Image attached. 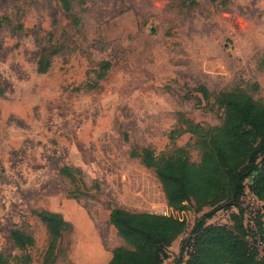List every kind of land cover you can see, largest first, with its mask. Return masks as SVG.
Instances as JSON below:
<instances>
[{
    "label": "rangeland",
    "instance_id": "374dc122",
    "mask_svg": "<svg viewBox=\"0 0 264 264\" xmlns=\"http://www.w3.org/2000/svg\"><path fill=\"white\" fill-rule=\"evenodd\" d=\"M237 86L264 100V0H69L68 8L61 0H0L6 264H104L113 247L135 250L110 224L112 208L167 209L182 220L164 255L155 240L142 239L151 249L130 264H158L157 256L159 264L176 263L195 224L228 198L229 186L215 206L196 195L172 208L155 169L130 156L131 147L156 156L178 151L198 164L207 129L225 117L215 93ZM256 208L254 230L244 223L237 230L248 241L264 238V201ZM236 216L219 208L206 222L231 225ZM15 228L28 236L19 246ZM253 254L264 264V241Z\"/></svg>",
    "mask_w": 264,
    "mask_h": 264
},
{
    "label": "trees",
    "instance_id": "16d2710c",
    "mask_svg": "<svg viewBox=\"0 0 264 264\" xmlns=\"http://www.w3.org/2000/svg\"><path fill=\"white\" fill-rule=\"evenodd\" d=\"M61 1L65 8L69 7V0ZM202 93L206 94V91L202 90ZM215 95L225 117L220 125L207 129L206 149L198 164L189 163L178 151L156 156L149 147L136 145L131 147L130 156L140 158L145 166L155 169L167 205L172 208H177L183 201L196 195L203 204L215 206L219 190L229 186L228 198L201 216L191 230L190 238L185 239V249L183 244L181 257L174 264H258L253 254L256 247L247 237L244 239V233L237 230L244 232L240 198L247 178L253 176L250 190L257 199L264 201V100L254 99L245 88L238 86L218 91ZM188 127L193 133L199 131L198 126L192 123ZM61 171L66 172L67 167H62ZM232 207L238 210L235 222H231L232 226L206 222L217 209ZM109 222L116 233L133 245L135 250L115 248L107 264H121V260H126L127 264L143 261L147 250L151 248L142 243V239L155 240L157 250L164 255L165 249L182 234L184 228L183 221L172 216L128 213L118 208L110 210ZM11 236L18 246L28 237L16 228L11 230ZM27 239L26 242L31 243L30 238ZM261 240L264 241V238L261 237ZM157 260L159 264L161 260L158 256ZM6 263L7 256L0 253V264Z\"/></svg>",
    "mask_w": 264,
    "mask_h": 264
},
{
    "label": "built area",
    "instance_id": "2783aa9c",
    "mask_svg": "<svg viewBox=\"0 0 264 264\" xmlns=\"http://www.w3.org/2000/svg\"><path fill=\"white\" fill-rule=\"evenodd\" d=\"M257 203H259V200L254 196V194L252 193L250 188L245 189L243 195L240 198V206L243 209L244 224L248 228H250V230H254V227H255V218H256V212H257L256 204ZM232 208L238 212L236 207H232ZM161 214L168 216L167 209L164 210ZM211 221H212V219H211ZM211 223L230 225V222L229 223H227V222L226 223L225 222L224 223L223 222L222 223H214L212 221ZM253 238L254 237H249L250 243L253 244L256 248H259L263 244V241L259 238H256V237L254 239Z\"/></svg>",
    "mask_w": 264,
    "mask_h": 264
},
{
    "label": "crops",
    "instance_id": "0c3cea01",
    "mask_svg": "<svg viewBox=\"0 0 264 264\" xmlns=\"http://www.w3.org/2000/svg\"><path fill=\"white\" fill-rule=\"evenodd\" d=\"M114 249L115 247H113L112 250L109 251L107 254H103V258L106 259V262L104 264H107L112 259V256H113L112 252Z\"/></svg>",
    "mask_w": 264,
    "mask_h": 264
}]
</instances>
